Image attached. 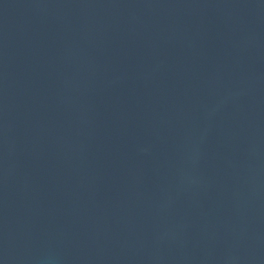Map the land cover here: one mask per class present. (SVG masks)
<instances>
[{
  "label": "water",
  "instance_id": "obj_1",
  "mask_svg": "<svg viewBox=\"0 0 264 264\" xmlns=\"http://www.w3.org/2000/svg\"><path fill=\"white\" fill-rule=\"evenodd\" d=\"M0 264H264L242 0H0Z\"/></svg>",
  "mask_w": 264,
  "mask_h": 264
}]
</instances>
